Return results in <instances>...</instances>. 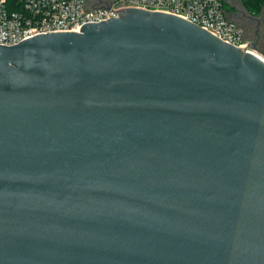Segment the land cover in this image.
I'll return each mask as SVG.
<instances>
[{
  "label": "water",
  "instance_id": "95a60500",
  "mask_svg": "<svg viewBox=\"0 0 264 264\" xmlns=\"http://www.w3.org/2000/svg\"><path fill=\"white\" fill-rule=\"evenodd\" d=\"M0 264H264V61L140 9L0 45Z\"/></svg>",
  "mask_w": 264,
  "mask_h": 264
},
{
  "label": "built area",
  "instance_id": "2783aa9c",
  "mask_svg": "<svg viewBox=\"0 0 264 264\" xmlns=\"http://www.w3.org/2000/svg\"><path fill=\"white\" fill-rule=\"evenodd\" d=\"M226 5L246 22L264 24V5L259 14L246 9L242 0H0V45L14 46L51 32H80L83 25L119 17V11L140 9L177 16L264 61L262 38L246 34L232 18ZM256 44V49L251 47Z\"/></svg>",
  "mask_w": 264,
  "mask_h": 264
},
{
  "label": "flooded vegetation",
  "instance_id": "af4514ba",
  "mask_svg": "<svg viewBox=\"0 0 264 264\" xmlns=\"http://www.w3.org/2000/svg\"><path fill=\"white\" fill-rule=\"evenodd\" d=\"M231 18L236 24H238L239 27L244 29L246 34L257 32V34L262 38L260 47L264 48V24L261 23V21L256 20L248 23L243 19L242 15L233 12Z\"/></svg>",
  "mask_w": 264,
  "mask_h": 264
},
{
  "label": "trees",
  "instance_id": "16d2710c",
  "mask_svg": "<svg viewBox=\"0 0 264 264\" xmlns=\"http://www.w3.org/2000/svg\"><path fill=\"white\" fill-rule=\"evenodd\" d=\"M246 9L253 14H259L263 10L264 0H242Z\"/></svg>",
  "mask_w": 264,
  "mask_h": 264
},
{
  "label": "rangeland",
  "instance_id": "374dc122",
  "mask_svg": "<svg viewBox=\"0 0 264 264\" xmlns=\"http://www.w3.org/2000/svg\"><path fill=\"white\" fill-rule=\"evenodd\" d=\"M226 10H229V11H230V13L234 12L233 8H232V7H230L229 5H226Z\"/></svg>",
  "mask_w": 264,
  "mask_h": 264
}]
</instances>
